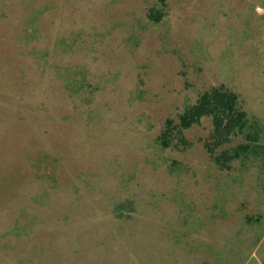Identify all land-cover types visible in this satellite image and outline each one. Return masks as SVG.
<instances>
[{"label": "rangeland", "instance_id": "374dc122", "mask_svg": "<svg viewBox=\"0 0 264 264\" xmlns=\"http://www.w3.org/2000/svg\"><path fill=\"white\" fill-rule=\"evenodd\" d=\"M0 264H264V0H0Z\"/></svg>", "mask_w": 264, "mask_h": 264}, {"label": "trees", "instance_id": "16d2710c", "mask_svg": "<svg viewBox=\"0 0 264 264\" xmlns=\"http://www.w3.org/2000/svg\"><path fill=\"white\" fill-rule=\"evenodd\" d=\"M161 17L160 13L156 19L149 16L153 21H158ZM204 118L211 121V132L204 147L211 160L220 169L228 170L231 161L251 151L252 148L248 143L237 146L233 151L222 150L216 155V149L228 145L231 139L242 133L248 124L247 114L239 107L238 96L222 86L204 92L178 117L177 124L167 121L159 139L161 146L167 148L174 135L181 136L183 131L200 124ZM249 139L247 138L248 141Z\"/></svg>", "mask_w": 264, "mask_h": 264}]
</instances>
